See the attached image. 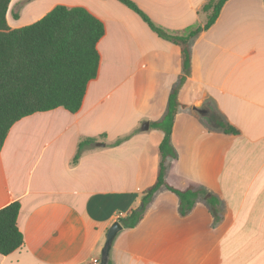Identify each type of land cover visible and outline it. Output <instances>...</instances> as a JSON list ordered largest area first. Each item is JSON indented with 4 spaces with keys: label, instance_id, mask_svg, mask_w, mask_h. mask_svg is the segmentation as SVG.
Wrapping results in <instances>:
<instances>
[{
    "label": "crops",
    "instance_id": "crops-1",
    "mask_svg": "<svg viewBox=\"0 0 264 264\" xmlns=\"http://www.w3.org/2000/svg\"><path fill=\"white\" fill-rule=\"evenodd\" d=\"M133 1L172 33L206 21L200 8L207 0ZM56 4L84 6L103 21L98 73L77 112L38 111L9 129L0 148V208L20 202L23 244L0 254V264H100L109 226L138 208L156 181L163 131L151 123L163 117L176 86L186 107L174 119L177 158L166 161L165 181L208 193L181 216L177 195L158 190L136 227L122 225L109 260L264 264V0H228L215 23L190 40L188 73L180 45L119 0H11L7 23L30 24ZM218 119L240 133H223ZM86 138L93 143L73 164ZM210 193L219 201L217 217Z\"/></svg>",
    "mask_w": 264,
    "mask_h": 264
},
{
    "label": "trees",
    "instance_id": "trees-1",
    "mask_svg": "<svg viewBox=\"0 0 264 264\" xmlns=\"http://www.w3.org/2000/svg\"><path fill=\"white\" fill-rule=\"evenodd\" d=\"M135 11L159 36L181 47L182 63L188 73L191 62L190 40L207 30L217 20L228 0H207L200 8L206 14L203 26L172 33L155 24L133 0H119ZM11 0H0V148L11 126L19 119L38 111L63 107L71 113L82 105L88 83L97 76L100 55L97 43L105 34L101 19L84 6L56 4L46 14L30 24L11 28L6 13ZM16 15V14H15ZM178 87L169 94L163 117L151 123L163 131L159 144L160 163L156 181L141 198V205L120 221L124 227L134 228L143 219L147 205L160 189L168 190L179 199L181 216L189 214L197 199L208 192L204 188H178L165 181L166 161L176 160L171 144L175 116L185 108L178 99ZM217 127L225 134L238 135L240 130L230 122L218 119ZM118 139L114 144L120 143ZM93 143L86 138L78 143L72 159L76 163L82 152ZM213 215L218 216V198H207ZM20 210L18 200L0 208V254L7 255L23 244V234L17 226ZM107 264H112L109 260Z\"/></svg>",
    "mask_w": 264,
    "mask_h": 264
},
{
    "label": "water",
    "instance_id": "water-1",
    "mask_svg": "<svg viewBox=\"0 0 264 264\" xmlns=\"http://www.w3.org/2000/svg\"><path fill=\"white\" fill-rule=\"evenodd\" d=\"M148 128V123L144 124V129ZM99 145H104L99 143ZM122 229V224L119 221H114L108 228L106 232L105 242L101 249L100 264H107L109 261V256L111 252L112 242L116 234Z\"/></svg>",
    "mask_w": 264,
    "mask_h": 264
},
{
    "label": "rangeland",
    "instance_id": "rangeland-1",
    "mask_svg": "<svg viewBox=\"0 0 264 264\" xmlns=\"http://www.w3.org/2000/svg\"><path fill=\"white\" fill-rule=\"evenodd\" d=\"M48 6H49V3H48L47 5H43V6H41V8H40V9H37L34 13H30L29 16L26 17L25 20H30V19H32V18H34V17L40 15L41 13H43V11H44L45 9L48 8ZM25 16H26V13H25Z\"/></svg>",
    "mask_w": 264,
    "mask_h": 264
},
{
    "label": "built area",
    "instance_id": "built-area-1",
    "mask_svg": "<svg viewBox=\"0 0 264 264\" xmlns=\"http://www.w3.org/2000/svg\"><path fill=\"white\" fill-rule=\"evenodd\" d=\"M94 263H97V260H94Z\"/></svg>",
    "mask_w": 264,
    "mask_h": 264
}]
</instances>
